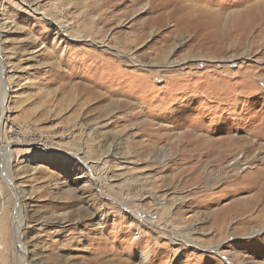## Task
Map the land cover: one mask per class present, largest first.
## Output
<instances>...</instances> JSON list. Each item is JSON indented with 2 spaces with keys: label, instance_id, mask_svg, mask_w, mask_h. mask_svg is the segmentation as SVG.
I'll use <instances>...</instances> for the list:
<instances>
[{
  "label": "rangeland",
  "instance_id": "1",
  "mask_svg": "<svg viewBox=\"0 0 264 264\" xmlns=\"http://www.w3.org/2000/svg\"><path fill=\"white\" fill-rule=\"evenodd\" d=\"M263 7L0 0V264H264Z\"/></svg>",
  "mask_w": 264,
  "mask_h": 264
},
{
  "label": "bare ground",
  "instance_id": "2",
  "mask_svg": "<svg viewBox=\"0 0 264 264\" xmlns=\"http://www.w3.org/2000/svg\"><path fill=\"white\" fill-rule=\"evenodd\" d=\"M258 6V5H257ZM187 8V7H186ZM262 8V6H261ZM264 8V7H263ZM257 9V8H256ZM190 10L192 11L191 13L195 12L196 10L200 11V13L202 14L201 16L202 17H208V18H212V19H208V21L204 24L205 28L206 29H213V30H216L217 29V26L221 23L223 17H225L224 15L220 14L218 11L216 12H211L209 10H206V9H196L195 7H192L190 8ZM255 11V10H254ZM227 19H228V15H226ZM247 17V16H246ZM226 19V20H227ZM261 20V19H260ZM211 22V23H210ZM220 22V23H219ZM240 24L243 25V28L246 29L244 26H248V28L250 27V24L249 23H245V22H242L240 21ZM222 26V25H221ZM255 30V29H254ZM62 31H65L64 28H62ZM242 29H241V32L242 33ZM248 31V30H247ZM215 32V31H214ZM237 32V31H236ZM210 33V32H209ZM221 33V32H220ZM212 34V33H211ZM216 34V33H215ZM217 35V34H216ZM0 46H1V39H0ZM2 60V59H1ZM228 61L227 62H230V63H233L234 61V57H230L227 59ZM2 68V67H1ZM1 70V69H0ZM5 71H6V68H5V65L3 64V69L0 71V92L2 93V95H0V111H1V122L5 116V108H6V105L8 104V100L10 99L9 98V86L6 84V80H4V75H5ZM1 127V126H0ZM1 131V129H0ZM1 137V136H0ZM2 145V138H0V146ZM9 149V147L7 148H4L3 146H1V150H3L4 152L7 153V150ZM11 153V152H10ZM7 155V154H6ZM8 156V155H7ZM77 156V155H76ZM8 158H11V156H8ZM10 163V162H9ZM10 169V168H9ZM8 169V170H9ZM10 171V170H9ZM262 176V175H261ZM262 178V177H261ZM10 179V178H9ZM12 183V180L10 181ZM13 184V183H12ZM13 186V185H12ZM19 198V201L21 200L20 197ZM17 199V198H16ZM19 206V205H18ZM21 210V208L19 209V211ZM25 210V209H24ZM260 217V216H259ZM16 218V217H15ZM261 218V217H260ZM24 221V220H23ZM12 223V222H11ZM22 229H19L17 231V235H18V238L20 239L21 238V231ZM3 235V234H2ZM4 236V235H3ZM3 242V241H2ZM22 242V241H21ZM0 245L2 246V244L0 243ZM24 246V245H23ZM18 249V247H17ZM7 255V254H6ZM25 264V263H24Z\"/></svg>",
  "mask_w": 264,
  "mask_h": 264
}]
</instances>
